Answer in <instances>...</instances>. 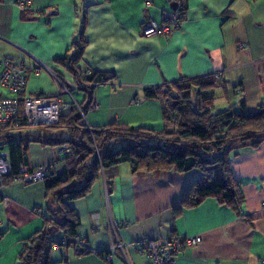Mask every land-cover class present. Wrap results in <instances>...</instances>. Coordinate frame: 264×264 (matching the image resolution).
<instances>
[{
  "label": "crops",
  "instance_id": "0c3cea01",
  "mask_svg": "<svg viewBox=\"0 0 264 264\" xmlns=\"http://www.w3.org/2000/svg\"><path fill=\"white\" fill-rule=\"evenodd\" d=\"M17 1L0 0V58L27 67L31 57L39 59L48 71L28 72L26 92L61 94L51 73L75 89L72 76L55 61L74 54L73 43L80 37V69L109 77L93 90L84 114L88 126L116 122L160 130L162 103L146 97L144 89L214 73L220 74V85L212 89V104L219 110L254 112L264 104V0H183L181 28L167 37H143L139 29L146 19L160 22L171 0H150L149 7L145 0H30L27 9H19ZM78 91L80 100L74 104L84 105V92ZM27 153L31 168L48 166L56 175L64 171L59 148L33 141ZM229 163L244 197L241 206L232 208L209 197L178 213L174 208L198 170L131 173L127 163L118 165L109 187L98 178L88 194L68 201L79 218L76 235L85 240L88 252L77 255L71 247H53L51 258L56 264H149L147 256L131 247L127 260L113 256L107 262L98 254L115 240V228L125 243L200 236L199 244L182 249L176 264H260L264 140L240 149ZM46 204L42 181L0 187V264H18L21 242L42 228Z\"/></svg>",
  "mask_w": 264,
  "mask_h": 264
},
{
  "label": "trees",
  "instance_id": "16d2710c",
  "mask_svg": "<svg viewBox=\"0 0 264 264\" xmlns=\"http://www.w3.org/2000/svg\"><path fill=\"white\" fill-rule=\"evenodd\" d=\"M73 44L75 53L55 62L72 76L75 89L84 92L86 102L60 108L58 123L50 126L64 131L65 136L26 137L20 132L26 127L24 123L0 127V148L8 151L11 167L2 180L3 185L15 181L23 167L35 171L28 164L30 142L68 150L63 156L64 171L56 175L48 167L41 180L48 202L47 213L42 217V228L22 240L18 264H56L51 258V249L71 247L79 225V218L68 201L88 194L98 178L103 177L109 187L122 163L129 165L131 173L198 170V177L183 194L179 207L174 208L175 213L209 197L232 208L241 206L244 197L239 181L232 174L229 157L242 148L257 147L264 140V136H257L264 133V104L254 112L223 109L212 113V89L220 83L210 74L164 82L166 92H161L156 85V91L144 89L146 97L162 103L161 118L171 122L170 129L155 130L116 122L88 126L84 114L92 103L93 90L107 83L109 77L80 69L82 39L79 37ZM122 141L126 144L115 147Z\"/></svg>",
  "mask_w": 264,
  "mask_h": 264
},
{
  "label": "built area",
  "instance_id": "2783aa9c",
  "mask_svg": "<svg viewBox=\"0 0 264 264\" xmlns=\"http://www.w3.org/2000/svg\"><path fill=\"white\" fill-rule=\"evenodd\" d=\"M175 3V8L163 11L162 20L157 22L152 19H146L139 29V34L143 37L151 36H171L181 28V23L185 17L186 11L183 0H171ZM16 5L19 9L31 7L30 0H18ZM144 5L149 7L150 0H145ZM245 43H238L237 47L242 48ZM32 65L27 67L26 64L15 63L6 58H0V127L13 123H24L26 126H50L58 122L59 111L61 108L58 96L54 95H30L26 92V79L28 72L40 74L48 71V67L39 59L31 57ZM54 80L61 86L62 91L69 92L65 87L60 76L51 73ZM219 73H214V78L219 81ZM161 92H166L164 85H156ZM155 86L148 89L156 91ZM137 103V100H135ZM60 153L64 156L68 150L59 148ZM11 167L9 162V153L6 149L0 148V187H2L3 178L10 173ZM48 170V166H40L35 171H28L27 168L20 169V175L15 181L21 183H30L41 181ZM3 203L7 201L3 199ZM264 205V203H263ZM39 211V209H36ZM115 240L102 252L103 259L110 262L113 256L127 260L126 250L131 247L136 253L145 255L149 258V264H176V260L184 247H194L200 243V236H172L157 243L150 239H140L131 243H125L116 236ZM71 248L79 255L88 252L85 240L75 235L72 238ZM264 264V258L260 260Z\"/></svg>",
  "mask_w": 264,
  "mask_h": 264
},
{
  "label": "rangeland",
  "instance_id": "374dc122",
  "mask_svg": "<svg viewBox=\"0 0 264 264\" xmlns=\"http://www.w3.org/2000/svg\"><path fill=\"white\" fill-rule=\"evenodd\" d=\"M101 86L103 84H100ZM60 95L58 96L59 98V101H60V105L61 106H69L70 103H74V100H80V95L81 93H79L78 90H70L69 92H65V91H60ZM52 95V94H51ZM215 104L213 103V107H212V113H215L217 112L219 109L214 106ZM87 118V117H86ZM58 121H59V118H58ZM58 123V122H57ZM88 123H90V121H88ZM164 125L158 127L156 126L158 129H162V128H171L172 127V124L171 122H163ZM103 125H106V122L103 123ZM22 134H25L26 137L28 136H36V137H41L42 139L44 138H59V137H63L65 136V132L62 131V130H58L57 128L55 127H51V126H26L25 128H23L21 131H20ZM257 136H264V133H260L258 134ZM126 142L122 141V142H119L115 145V147H119V146H123L125 145Z\"/></svg>",
  "mask_w": 264,
  "mask_h": 264
},
{
  "label": "water",
  "instance_id": "95a60500",
  "mask_svg": "<svg viewBox=\"0 0 264 264\" xmlns=\"http://www.w3.org/2000/svg\"><path fill=\"white\" fill-rule=\"evenodd\" d=\"M169 6H170L171 9L172 8H175V3L174 2H171ZM171 97L172 98H175L176 96L175 95H171Z\"/></svg>",
  "mask_w": 264,
  "mask_h": 264
}]
</instances>
